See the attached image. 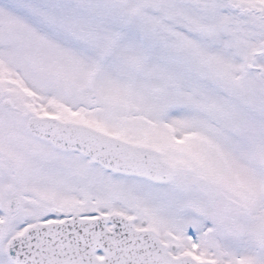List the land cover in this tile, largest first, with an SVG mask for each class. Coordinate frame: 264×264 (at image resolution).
<instances>
[{
    "label": "snow or ice",
    "instance_id": "6c2138e0",
    "mask_svg": "<svg viewBox=\"0 0 264 264\" xmlns=\"http://www.w3.org/2000/svg\"><path fill=\"white\" fill-rule=\"evenodd\" d=\"M0 264H264V0H0Z\"/></svg>",
    "mask_w": 264,
    "mask_h": 264
}]
</instances>
